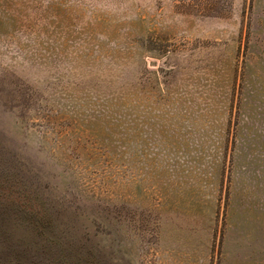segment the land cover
Here are the masks:
<instances>
[{"label":"rangeland","instance_id":"1","mask_svg":"<svg viewBox=\"0 0 264 264\" xmlns=\"http://www.w3.org/2000/svg\"><path fill=\"white\" fill-rule=\"evenodd\" d=\"M0 264H264V0H0Z\"/></svg>","mask_w":264,"mask_h":264}]
</instances>
